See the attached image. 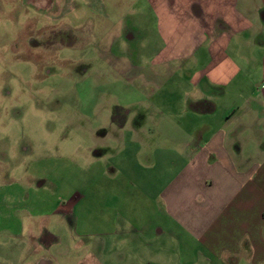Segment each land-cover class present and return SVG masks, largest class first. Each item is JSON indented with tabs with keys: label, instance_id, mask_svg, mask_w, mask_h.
I'll use <instances>...</instances> for the list:
<instances>
[{
	"label": "crops",
	"instance_id": "1",
	"mask_svg": "<svg viewBox=\"0 0 264 264\" xmlns=\"http://www.w3.org/2000/svg\"><path fill=\"white\" fill-rule=\"evenodd\" d=\"M25 1L36 12L28 15L29 26L35 17L41 16L42 24L48 14L54 20L67 6L52 0L49 11L45 0ZM145 1L159 45L147 63L137 54L119 57L127 64L119 60L111 73L118 89L130 86L131 99L118 96V112L111 107L108 127L90 136V165L102 164L99 172L121 174L126 183L136 182L140 172L167 177L150 186L158 191L150 192L146 209L114 207L110 215L101 214L111 226L106 234L115 246L110 248L124 250L129 235L152 236L163 241L157 247L161 254L173 233L187 264L199 258L206 264H264V0ZM118 3L112 6L119 13ZM99 5L107 18L108 9ZM134 28L113 34L135 42L140 38ZM76 203L70 197L57 210L70 212ZM117 219L122 223L115 231ZM30 233L40 240L30 264H54L57 252L49 248L56 236ZM90 234L85 229L86 253ZM138 248L135 240L130 251ZM22 250L27 255L34 247ZM24 257L19 264L27 262Z\"/></svg>",
	"mask_w": 264,
	"mask_h": 264
},
{
	"label": "rangeland",
	"instance_id": "2",
	"mask_svg": "<svg viewBox=\"0 0 264 264\" xmlns=\"http://www.w3.org/2000/svg\"><path fill=\"white\" fill-rule=\"evenodd\" d=\"M58 1L67 6L55 21L48 14L43 24L40 16L29 26L28 15L36 12L25 0H0V264H19L22 255L23 264H30L40 241L30 233L35 231L56 236L49 248L57 252L54 264H187L173 233L161 254L162 240L136 235L127 236L124 250L116 252L110 248L115 246L108 238L110 223L101 219L114 207L146 209L150 192L158 191L150 186L163 184L167 174L140 172L136 182L126 183L121 174L99 172L102 164L90 165V136L108 127L118 96L123 102L131 99L130 86L118 89L111 73L119 60L127 64L119 57L130 60L137 54L147 63L159 45L148 3L118 0V13L115 0ZM99 2L108 9L107 18ZM49 5L52 0H45L50 11ZM132 26L140 38L135 42L113 34ZM147 153V148L140 152L141 161ZM173 159L178 165L179 158ZM70 197L77 198L73 209L58 212ZM120 221L115 220V231ZM85 229L91 231L85 238L90 253L83 249ZM135 240L137 253L130 251ZM105 243L108 250L101 248ZM26 246L34 251L24 254ZM200 263L206 264L199 258Z\"/></svg>",
	"mask_w": 264,
	"mask_h": 264
}]
</instances>
